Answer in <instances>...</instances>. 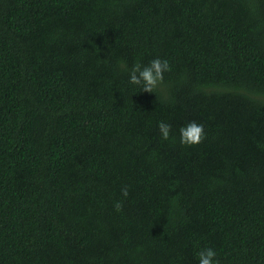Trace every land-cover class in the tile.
Masks as SVG:
<instances>
[{"label":"trees","instance_id":"16d2710c","mask_svg":"<svg viewBox=\"0 0 264 264\" xmlns=\"http://www.w3.org/2000/svg\"><path fill=\"white\" fill-rule=\"evenodd\" d=\"M154 58L162 84L130 85ZM209 247L264 264V0H0V264Z\"/></svg>","mask_w":264,"mask_h":264},{"label":"clouds","instance_id":"9594fccd","mask_svg":"<svg viewBox=\"0 0 264 264\" xmlns=\"http://www.w3.org/2000/svg\"><path fill=\"white\" fill-rule=\"evenodd\" d=\"M170 70L169 62L166 59L154 58L145 65L135 63L128 70V83L132 86L143 89L144 92H152L163 82L164 73ZM160 135L167 140L170 135L171 125L161 121L158 124ZM180 143L186 146H193L200 143L204 136V126L191 121L179 129ZM121 194L127 197V188L121 190ZM114 207L119 210L121 202L116 201ZM198 264H219L215 259L216 252L212 248H203L198 253Z\"/></svg>","mask_w":264,"mask_h":264}]
</instances>
